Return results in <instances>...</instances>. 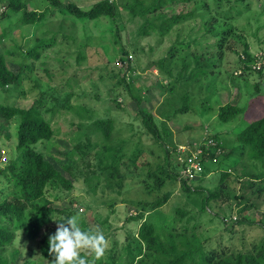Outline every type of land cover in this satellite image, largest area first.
<instances>
[{
    "label": "trees",
    "instance_id": "16d2710c",
    "mask_svg": "<svg viewBox=\"0 0 264 264\" xmlns=\"http://www.w3.org/2000/svg\"><path fill=\"white\" fill-rule=\"evenodd\" d=\"M44 1L47 4L41 11L28 8L29 0H7L6 7L13 12L21 13L20 25L38 23L48 11L54 13L55 10L65 13L80 23L85 20L107 18L116 26L117 35H119L117 24L122 17L121 10L124 9L128 18L141 19L134 32L136 37L147 36L152 32L163 35L168 33L175 24L200 18L194 32L181 40H178L177 34V39L169 47L167 54L147 64V68L157 69L169 79L167 82L169 95L165 96L159 105L163 115L159 121L160 124L156 122L154 114L141 104L143 100L140 93L141 88L134 86L130 74L114 73L111 76L112 78L117 77L115 85H121L126 89L135 105L134 116L142 129L155 142L163 146L166 158L169 150L165 144L169 141L171 134L166 122L178 113L194 109L191 104L193 96L188 89L189 84L214 74L220 65L224 50L228 48L226 44L228 39L238 35L231 24L224 27L216 26L219 18L212 14L210 5H214L218 16L224 20H227L229 15L238 16L249 9L250 5V0H211L212 4L209 0H98L88 7H83L74 1L66 3L63 0ZM259 1L264 11V0ZM179 5L183 6L182 9L174 12L176 6ZM8 16L7 10L0 12V19ZM62 26L61 22L60 27ZM69 26L75 28L74 24H69ZM194 27L195 25L192 28ZM5 33L6 29H3L0 33V40L5 37ZM57 34L64 39L68 36L61 32L45 31L40 36L32 38L28 45L12 46L18 54L12 49L3 48V52L0 50V89L18 92L16 97L24 98L25 93L28 92L25 84L31 83L34 86L37 82L35 80L38 75L35 71V59L40 57L43 49L55 45ZM81 37L82 41L79 40L73 46V50L68 51L73 54L76 67L73 69L74 73L68 75L62 71L64 74L62 84L65 85V89L63 86L54 85L47 91H41L28 107L17 105L14 102L10 104L6 100L0 102L2 125H8L10 121L15 122V131L11 135L3 131L1 124L0 132L2 130L7 139L16 135L15 154L0 166V259H3L1 254L13 247L16 238L20 236L36 244L34 253L42 258L43 263H51L48 236L55 229L44 234L42 230L53 218L65 215L77 216V209L72 208L75 198L69 200L70 207L59 209L53 206L49 197L60 200L69 195L73 188V180H82L87 190L91 192H95L101 181L112 189L121 190L125 181L137 174L138 156L133 154L131 158L127 157L123 152V146L115 142L112 117L102 116L95 119L89 117L85 121H77L81 108L88 115H92L93 111L80 102L72 103L75 93L71 90L78 84L77 77L80 75L84 79L90 78L88 73H85V67H80L81 64L85 65L89 35L82 34ZM73 39H76L75 36ZM242 45L243 57L240 59L246 65L241 68L239 75L246 77L245 75L252 72L260 73L261 67L251 69L250 62L252 63L257 58L248 51L247 42H243ZM122 46V53L127 55L128 49L124 44ZM12 54L16 55L10 59L16 65L15 69L11 68L9 60V55ZM177 61L180 64L179 68L176 67ZM173 67H175V72ZM126 68L133 71L129 59H127ZM98 79L102 81L101 83L111 82V78L106 79L105 75H98ZM113 87L114 84L109 86V88ZM163 88L165 89V86ZM253 88L254 91L251 92L253 97L262 93L259 82L254 83ZM175 91H177L176 96L173 95ZM116 104L119 106L118 101ZM243 110L244 107L228 101L218 107L217 116L220 121L227 122ZM64 112L71 115L66 126L72 132L73 149L69 154L77 153L79 158L74 162H65L62 169H58L46 157L44 147L57 131L52 125V116L65 114ZM15 117H18V120L14 119ZM220 136L216 133L207 134L202 140L194 143V146L201 149L199 158L202 162L203 174L209 170L206 162H214L220 166L223 160L232 157L231 169L237 172L236 179H247V184L243 185L245 189L256 183L264 182V114L248 122L236 133L237 143L228 152L222 151L224 143ZM238 165L242 170L238 171ZM231 169H220L218 184L206 190L201 183L203 178L194 186L188 185L181 174L174 170L171 173L162 167H158L147 175L149 180H153L152 185L148 184L147 179L141 181L151 191L153 188L159 189L166 180L178 179L182 190L188 195L201 193L200 203L203 210L210 200L218 199L223 193H221L222 184L231 177ZM66 173L71 179L66 177ZM260 188L252 190L251 194L256 195ZM168 197L169 193L165 192L161 200H159L160 197H156L153 201H136L139 212L130 219L140 221L137 233L134 236L127 234L126 238L129 241L125 242L117 253L113 250L108 251L105 261L102 257L96 259L91 254H89L91 257L88 255V259L92 260L93 264H264V235L250 243L243 242L239 247L233 244H223L203 251V241L194 230L186 225L178 228L171 223L157 224L143 217L144 212L160 207L161 202ZM239 197L243 198L244 192ZM105 204L109 208L113 206V202L106 201ZM251 206L253 204L247 201L244 206H241L239 212ZM175 212L180 217L186 213L181 208H176ZM79 223L84 230L90 229L84 219L79 220ZM236 223L253 224L242 215ZM81 254L84 255L85 252L82 251Z\"/></svg>",
    "mask_w": 264,
    "mask_h": 264
},
{
    "label": "rangeland",
    "instance_id": "374dc122",
    "mask_svg": "<svg viewBox=\"0 0 264 264\" xmlns=\"http://www.w3.org/2000/svg\"><path fill=\"white\" fill-rule=\"evenodd\" d=\"M63 1L65 3L74 1L80 6L88 7L98 0ZM209 2L212 4L211 0ZM6 4L7 0H0V12L7 10L9 14L7 18L0 19V33L6 29L5 37L0 40L2 52L3 48H6L12 49L18 54V51L13 50L12 46L28 45L32 38L40 36L45 31L61 32L68 36L64 39L59 36L60 34H57L55 45L43 49L40 57L35 59V71L38 74L35 80L37 82L34 86L31 83L25 84L28 92L25 93L24 98H17L18 92L0 89V102L6 100L10 104L14 102L17 105L28 107L41 91H47L54 85L63 86L65 89V85L62 84L63 73L68 75L76 67L74 56L68 51L73 50V46L79 40L82 41V34L89 35L85 65L81 64L80 67H85V73H88L90 78L84 79L79 75L77 77L78 84L71 91L75 93L72 103L80 102L93 111L92 115H88L81 108L77 121H85L89 117L91 119L102 116L112 117L114 119L115 142L123 146V152L127 157L131 158L133 154L138 156L137 174L131 179H127L121 190L112 189L101 181L95 192H91L87 190V186L82 180H73V188L69 195L60 200H54L52 196L49 197L53 206L59 209L70 207L69 200L75 198L72 208L77 209L79 220L84 219L90 229H100L105 235L107 243L104 254L101 256L104 261L108 256V251L113 250L114 253H117L124 243L129 241L126 238L127 234L134 236L137 233L140 221L130 219L131 216L139 212L135 202L153 201L156 197H160L159 200H161L165 192L169 193L168 199L163 200L160 207L144 212L143 217L149 218L157 224L171 223L178 228L186 225L194 230L203 241V251L223 244H233V246L239 247L243 242L250 243L264 235V182L256 183L245 189L243 185L247 184V179H236L237 172L231 169L232 157L223 160L220 166L214 162H206L209 168L206 174L201 171L202 173L199 172L191 180L185 178L182 168L187 150L197 147L194 145L205 135L212 133L221 135L220 139L224 143L222 151L228 152L237 143L236 133L243 129L248 122L264 114V11L259 0H250L249 9L236 17L229 15L227 20L221 19L218 12L215 11L214 5H210L212 14L219 18L216 26L224 27L231 24L238 35L228 39L226 43L228 48L224 50L220 65L215 73L189 84L188 89L193 96L191 104L194 109L178 113L173 119L166 122L171 132L169 141L165 144L169 150L167 158L163 146L155 142L142 129L134 116L135 105L126 89L121 85H115L117 77L112 78L111 76L114 73L122 75L126 72L127 75L130 74L134 86L141 88L140 93L143 99L141 104L154 114L156 122L160 124L159 121L163 115L159 105L164 97L169 95L167 91L169 79L165 75L163 76L162 72L159 73V70L147 68V64L151 60L164 57L169 47L176 41L177 34L178 40H181L194 32L200 18L175 24L168 33L163 35L152 32L147 36L136 37L134 32L141 19L138 17L128 18L126 11L122 9V17L117 24L119 37L116 34V26L107 18L85 20L80 23L58 10H55L54 13L48 11L38 23L20 25L21 13L7 9ZM46 4L47 2L44 0H29L28 8L41 11L46 7ZM182 7L181 5L176 6L174 12H179ZM224 8H226L225 5ZM61 22L63 23L62 27H60ZM69 24H74L75 28ZM193 25H195L194 28H192ZM74 36L76 39H73ZM243 42H247L248 51L257 58L252 63L250 62L251 69L261 67L260 73L252 72L245 75L246 77L239 75L242 71L241 68L246 65L240 59L243 57ZM123 44L129 51L127 55L122 53ZM15 56L14 54L9 55V60ZM127 59L130 60L133 71L126 68ZM10 62L11 68L15 69L16 65L11 60ZM179 66V61H177L176 67L179 68ZM98 75H105L106 79L111 78L112 83H108V81L101 83ZM256 82H259L262 93L253 97L251 92L254 91L253 86ZM109 84H114V87L109 88ZM162 85L165 86V89ZM176 92H173V95L176 96ZM116 101L119 102V106ZM228 101L244 107V110L231 121L223 122L218 119V107ZM64 113L52 116L51 122L57 131L45 143L44 147L46 157L58 169H62L65 162H74L79 158L77 153L69 154L73 149L72 132L66 126L71 115ZM14 119L18 120V117ZM1 121L0 118L2 125ZM2 129L11 135L15 131V122L10 121L8 125H2ZM3 131L0 132V166L16 152V135L7 139ZM4 157L6 159L3 160ZM158 167L165 168L171 173L174 170L186 179L188 185L192 186L203 178L201 183L205 190L214 188L218 184L220 169H231L232 173L231 177L222 184L223 191L221 193H223L219 195V198L210 200L202 210L201 193L188 195L182 190L181 182L178 179L166 180L159 189L148 190L141 180L147 179L148 184L152 185L154 182L149 180L147 175ZM237 169L238 171L242 170L240 165ZM66 177L71 179L67 173ZM258 187H261L259 191L256 195H252V190ZM243 192L244 197L240 198L239 195ZM106 201L113 202L112 208L105 204ZM247 201L253 206L239 212L241 206H244ZM176 208H181L186 212L183 217L176 214ZM241 215L252 221L253 224L236 223ZM58 218H53L48 223L47 227L42 230L43 234L56 229V219ZM35 249L34 242L18 236L13 247L1 254L3 259H0V264H52V262L43 263L42 258L34 253Z\"/></svg>",
    "mask_w": 264,
    "mask_h": 264
},
{
    "label": "clouds",
    "instance_id": "9594fccd",
    "mask_svg": "<svg viewBox=\"0 0 264 264\" xmlns=\"http://www.w3.org/2000/svg\"><path fill=\"white\" fill-rule=\"evenodd\" d=\"M56 225L55 231L48 236L52 264H93L88 254L96 259L104 254L107 241L102 230H84L78 216L74 215L61 216L56 219Z\"/></svg>",
    "mask_w": 264,
    "mask_h": 264
},
{
    "label": "built area",
    "instance_id": "2783aa9c",
    "mask_svg": "<svg viewBox=\"0 0 264 264\" xmlns=\"http://www.w3.org/2000/svg\"><path fill=\"white\" fill-rule=\"evenodd\" d=\"M200 153L201 149L199 147L189 148L186 152L185 158L182 162V168L183 174L188 180L194 179L195 176L202 171V162L199 158ZM2 159L4 160L5 157Z\"/></svg>",
    "mask_w": 264,
    "mask_h": 264
}]
</instances>
